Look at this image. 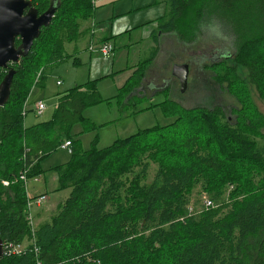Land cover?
<instances>
[{
    "label": "trees",
    "instance_id": "1",
    "mask_svg": "<svg viewBox=\"0 0 264 264\" xmlns=\"http://www.w3.org/2000/svg\"><path fill=\"white\" fill-rule=\"evenodd\" d=\"M29 1L39 15L56 9L29 53L10 66L15 71L10 97L0 108V239L24 246L0 264H264V115L247 91L250 84L264 101V0H165L168 11L159 24L162 33L178 36L184 54L207 33L229 41L231 64H213L210 70H219L212 71L213 81L225 84L241 104L234 121L222 107L180 108L167 99L171 86L161 83L164 100L153 108L165 109L173 122L104 148L95 140L88 149L71 131L85 124L84 110L106 101L95 81L58 96L49 122L26 127L22 111L32 89L43 87L45 69L65 61L66 46L88 34L83 25L95 5ZM151 61L137 66L119 89L114 98L123 97L122 107H137L131 95ZM6 74L0 70V83ZM65 142L70 159L54 169L56 191L68 190V196L48 219L36 222L38 214H32L37 223L32 234L21 175L29 182L45 173L42 163ZM151 165L155 170L147 183ZM196 189L215 207L194 210Z\"/></svg>",
    "mask_w": 264,
    "mask_h": 264
},
{
    "label": "rangeland",
    "instance_id": "2",
    "mask_svg": "<svg viewBox=\"0 0 264 264\" xmlns=\"http://www.w3.org/2000/svg\"><path fill=\"white\" fill-rule=\"evenodd\" d=\"M212 28L207 27V31H213ZM204 37L205 38L201 36V38L197 39L192 44L194 51L188 50L185 54H177V50L173 45L169 46L167 44V51H169L167 56L172 57L170 58V62H168V66L171 65V67H173L179 63H183L180 62L183 58L189 61L192 59L194 61L191 63L189 62V64L186 63L189 66V75L187 78V86L184 91H181L180 84L177 80L172 81L171 78H166L170 81L165 80V82H163L171 86V91L167 99L184 109L195 108L197 106L207 108L222 107L227 118L234 121L235 116H233V112L240 108L241 104L232 92L230 94L227 91L225 84L221 87L211 80L216 79L214 73L219 72V70L212 69L214 73L210 70L213 64L224 63L229 66L231 62L227 60L226 57L229 56V53H234L233 47L225 44L229 43L228 40H221L217 35L207 33L204 34ZM178 50L184 52L185 47L182 45L181 48L178 47ZM67 52L69 57L65 61L50 65L45 69L43 87H34L25 101L22 112H27L30 108L34 109L38 101H42L46 109L41 116H37L35 112H27V116L23 122L24 126H29L30 123L38 124L51 121L54 116L57 97L84 84L88 66L85 65V61H83L81 57H79L81 61L79 65L74 66L73 57L69 49H67ZM223 56L225 57L222 58ZM142 57H145V55H142ZM165 68L168 69L167 66ZM195 74L198 75L199 78H197ZM240 78L246 81V73L242 70L240 71ZM57 81L60 82V86L56 83ZM151 84H156V82H151L143 86L147 96L154 94L156 92L155 89H158V87L150 89ZM159 85H161V83ZM207 90H209V94L206 96L205 92ZM247 91L249 92L251 102L256 111L264 115V101L260 99L256 89L249 84L247 86ZM115 95L116 91L111 86V83L105 81L101 85L100 97L106 101L86 111L84 110L83 120L85 124L78 123L71 131V133L75 135L73 139L79 141L83 149H88L95 140H97L98 148H104L111 145L117 139L126 138L138 131L152 128L157 125L165 126L175 120L173 116L166 114L165 109L162 107L158 106L153 108L154 105H158L164 100V97L159 94L153 96L150 100L146 99L141 102L135 99L134 101L138 102L135 108L122 107L121 103L123 97L122 99L111 98ZM197 101L198 103H196ZM126 103L127 100L123 102V104ZM146 108L151 109L144 110L141 113H133L134 110H143ZM69 159L70 156L66 150H57L42 163L41 168L46 171L41 174L42 180L37 181L36 179L28 182L27 193L31 198H35L37 195L42 194L41 191H47L50 198L47 203H44L42 209H37L35 206L31 209L33 215L36 213L38 214L36 222L44 221L51 217L55 213L57 205L68 196V190L56 191L54 185H58L59 183L57 182L58 180L56 178H58V175L54 168L67 163ZM154 167L155 165H151L150 167L146 178L147 183L154 174ZM45 182L47 183V189ZM196 192L198 193V189L194 191L192 196L193 201L197 202V204L194 205V210L201 211L204 201L210 198L206 193H201L199 195Z\"/></svg>",
    "mask_w": 264,
    "mask_h": 264
},
{
    "label": "crops",
    "instance_id": "3",
    "mask_svg": "<svg viewBox=\"0 0 264 264\" xmlns=\"http://www.w3.org/2000/svg\"><path fill=\"white\" fill-rule=\"evenodd\" d=\"M167 11L168 5L165 0H102L97 2L93 16L83 25L84 29H88V34L78 42L66 46V50L69 49L73 55L74 66H78L81 62L79 57L88 66L84 84L95 81L97 90L101 94V85L105 81H109L117 95L119 89L133 75L137 66L152 58L151 63L144 71L140 87L131 96L138 102L150 100L157 94L163 96L162 91L165 85L159 84L168 80L166 78H171L172 81L177 80L172 75L173 67L168 66L172 57L167 56L169 53L167 44L173 45L177 54H184L178 50L182 44L177 35L160 31V21L166 16ZM102 44L111 46L110 55L103 56L99 52V47ZM91 46L94 47L91 48ZM156 51L157 53L154 54ZM183 59L180 62L185 63ZM166 66L168 69L165 68ZM211 80L213 81V79ZM151 82H156L158 89H155L154 94L147 96L143 86ZM153 88L155 87L151 84L150 89ZM170 91L169 89V93ZM208 94L209 90L205 92L206 96ZM27 112L34 113V110L30 108ZM33 125L35 124L30 123L29 126ZM56 179L58 180V178ZM40 180H42L41 175L37 177V181ZM45 184L47 189V183L45 182ZM54 186L57 189L58 185ZM41 192L46 194L47 203L50 200L47 191ZM42 207L36 208L42 209Z\"/></svg>",
    "mask_w": 264,
    "mask_h": 264
},
{
    "label": "water",
    "instance_id": "4",
    "mask_svg": "<svg viewBox=\"0 0 264 264\" xmlns=\"http://www.w3.org/2000/svg\"><path fill=\"white\" fill-rule=\"evenodd\" d=\"M55 7L39 15L29 0H0V70H7L0 83V108L10 97V87L14 76L11 64H18L25 57L41 32L51 24ZM19 45L16 46V41ZM172 75L179 81L181 91L187 86L189 66L185 63L173 66ZM3 259V242L0 239V262Z\"/></svg>",
    "mask_w": 264,
    "mask_h": 264
},
{
    "label": "built area",
    "instance_id": "5",
    "mask_svg": "<svg viewBox=\"0 0 264 264\" xmlns=\"http://www.w3.org/2000/svg\"><path fill=\"white\" fill-rule=\"evenodd\" d=\"M99 1H102V0H93V4L95 5ZM93 47L94 46H91V48H93ZM99 52L103 56H108L111 54V46H109L107 44H102L99 47ZM57 84H60V83L57 82ZM45 109H46V106L42 101H38L34 106V112L37 116H41L43 114V112L45 111ZM69 147H70V142H66L65 144H63L61 146V149H64L68 153H70ZM21 179L24 181V183L27 186L28 182H26L24 174L21 175ZM36 179L37 178H35L34 180H36ZM3 185H8V183L3 182ZM45 201L46 200H44V198H41L37 202L29 204V206L27 208V213H28V222L27 223H28V226H29L32 234L34 233V230H35L37 223L35 222V219L31 213V209L33 208V206L40 207L42 204H44ZM214 207H215V204L211 200H205L203 203V208L205 210L210 209V208H214ZM23 249L24 248L21 245H4L3 244V256L19 255ZM74 264H78V263L76 262Z\"/></svg>",
    "mask_w": 264,
    "mask_h": 264
},
{
    "label": "bare ground",
    "instance_id": "6",
    "mask_svg": "<svg viewBox=\"0 0 264 264\" xmlns=\"http://www.w3.org/2000/svg\"><path fill=\"white\" fill-rule=\"evenodd\" d=\"M11 65H14V64H11ZM10 65V66H11ZM10 66H9V68H10ZM66 143V142H65ZM64 143V144H65ZM70 148V147H69ZM61 149V148H60ZM61 150H64V149H61ZM70 153H71V149H70ZM69 153V154H70ZM41 198H44V200H46V196H45V194H41V195H37L35 198H31L29 195H28V204H27V208H28V206H29V204H31V203H34V202H37L39 199H41ZM36 199V200H35ZM35 200V201H34ZM26 220H27V222H28V213H27V210H26ZM23 248H24V246L23 245H21Z\"/></svg>",
    "mask_w": 264,
    "mask_h": 264
},
{
    "label": "flooded vegetation",
    "instance_id": "7",
    "mask_svg": "<svg viewBox=\"0 0 264 264\" xmlns=\"http://www.w3.org/2000/svg\"><path fill=\"white\" fill-rule=\"evenodd\" d=\"M191 62H194V61L192 60V61H190V63H191ZM188 63H189V61L187 62V64H188ZM185 64H186V63H185ZM194 65H195V63H194ZM195 75H196V74H195ZM196 77L199 78L198 75H196Z\"/></svg>",
    "mask_w": 264,
    "mask_h": 264
}]
</instances>
